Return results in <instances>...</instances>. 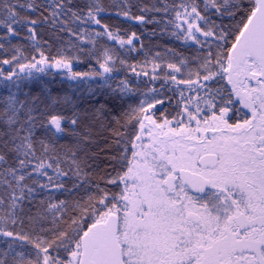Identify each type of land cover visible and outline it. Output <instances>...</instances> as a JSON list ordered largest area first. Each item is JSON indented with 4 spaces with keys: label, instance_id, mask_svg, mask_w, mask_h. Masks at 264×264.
<instances>
[{
    "label": "snow or ice",
    "instance_id": "obj_1",
    "mask_svg": "<svg viewBox=\"0 0 264 264\" xmlns=\"http://www.w3.org/2000/svg\"><path fill=\"white\" fill-rule=\"evenodd\" d=\"M114 9L141 25L163 13L194 54L149 55L102 0H0V83L17 90L0 98V264H264V0ZM21 30L36 55L12 43ZM80 52L98 69L74 71ZM50 68L87 88L21 99ZM121 68L137 80L117 82Z\"/></svg>",
    "mask_w": 264,
    "mask_h": 264
},
{
    "label": "trees",
    "instance_id": "obj_2",
    "mask_svg": "<svg viewBox=\"0 0 264 264\" xmlns=\"http://www.w3.org/2000/svg\"><path fill=\"white\" fill-rule=\"evenodd\" d=\"M90 0H74V3L80 6L86 5ZM117 0H102L103 5L109 9V12L112 14H104V22L109 24L114 28H120V35L126 36L130 32H136L137 35L141 37L144 43V51H147L149 55H153L156 51L164 53L167 48L176 49L178 51L183 52L185 55H193L192 49L195 48L194 45H186L183 41L176 39L174 36L170 35V32L173 31L171 26H169L168 32H162L164 29L165 23L167 21L168 16H165L163 13H150L149 15L153 16L159 23H151L146 25L138 24L134 21H128L123 17H118L114 14V4ZM172 2V0H170ZM133 5L136 4H148L151 5L153 3H159V0H131ZM134 14H138V9L133 7L132 9ZM215 19V17H213ZM83 28H95L94 25H82ZM99 30V29H97ZM20 37L12 38V43L16 45L22 46V50L25 55L32 56L36 55V53L29 47V42L23 38L25 33L21 30ZM4 34V29L0 28V35ZM63 35V34H62ZM44 39H50V33L45 31L43 33ZM67 37H65V40ZM64 43V41H56L53 42L52 47L48 48L45 46L44 51L46 55H55L56 52L60 49V45ZM78 43V42H77ZM134 43H137L134 41ZM85 49L91 48V45H82ZM103 46H108L110 48H115L117 52L120 53L121 58H125L129 63H139L144 59L143 51H137L133 53L125 52L120 48L118 44L113 41H109L106 38H97V48H101ZM75 49L73 52L75 53ZM11 52L0 51V59L9 58L11 56ZM80 56L79 61H73V70L79 72H90L93 69H98V65L96 64L95 58H90L87 52L77 53ZM6 70L8 69V65L3 66ZM119 67V66H118ZM34 78L32 80H24L21 82V90L18 93L19 97L23 99V93H29V95H37L43 92L45 87L51 89L53 95H64L67 94L72 96L73 98L78 97L82 91L87 88V84L85 82H78L69 80L66 78L64 74V70L57 68L45 69V73H34ZM117 77V82L119 79H123L127 77L131 82H135L137 78L130 72L125 71L123 68L115 74ZM143 79V78H141ZM95 84V81L92 82ZM17 92L16 88L8 83L6 87L4 83H0V98L7 97L10 93ZM86 94V93H85ZM133 100L135 98H132ZM61 143H65V141H61ZM100 164L104 163L103 155H101L100 160L98 161ZM58 197L63 198L60 193L56 194ZM2 246V245H0Z\"/></svg>",
    "mask_w": 264,
    "mask_h": 264
}]
</instances>
